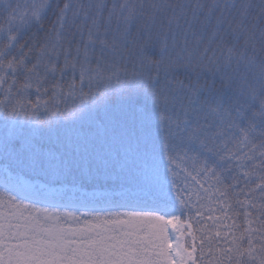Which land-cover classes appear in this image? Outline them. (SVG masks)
<instances>
[{
    "label": "snow or ice",
    "instance_id": "obj_1",
    "mask_svg": "<svg viewBox=\"0 0 264 264\" xmlns=\"http://www.w3.org/2000/svg\"><path fill=\"white\" fill-rule=\"evenodd\" d=\"M0 163V264H264V0L0 4Z\"/></svg>",
    "mask_w": 264,
    "mask_h": 264
},
{
    "label": "rangeland",
    "instance_id": "obj_2",
    "mask_svg": "<svg viewBox=\"0 0 264 264\" xmlns=\"http://www.w3.org/2000/svg\"><path fill=\"white\" fill-rule=\"evenodd\" d=\"M9 175H13V174L12 173L6 174L3 171V164L0 163V186L4 185L8 181ZM81 210L83 211V209H81Z\"/></svg>",
    "mask_w": 264,
    "mask_h": 264
},
{
    "label": "trees",
    "instance_id": "obj_3",
    "mask_svg": "<svg viewBox=\"0 0 264 264\" xmlns=\"http://www.w3.org/2000/svg\"><path fill=\"white\" fill-rule=\"evenodd\" d=\"M8 2V0H0V4L6 3ZM13 2H15V0H13Z\"/></svg>",
    "mask_w": 264,
    "mask_h": 264
}]
</instances>
